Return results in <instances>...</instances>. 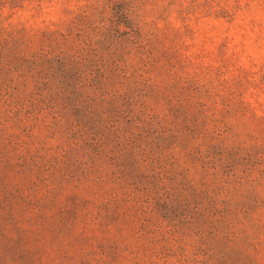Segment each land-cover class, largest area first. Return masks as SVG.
Returning <instances> with one entry per match:
<instances>
[{
	"label": "trees",
	"instance_id": "trees-1",
	"mask_svg": "<svg viewBox=\"0 0 264 264\" xmlns=\"http://www.w3.org/2000/svg\"><path fill=\"white\" fill-rule=\"evenodd\" d=\"M116 1L57 10L54 0H0L1 147L17 155V131H42L81 150L84 173L107 164L109 180L135 192L140 232L156 245L184 226L201 243L247 240L259 218L225 120L183 74L188 59L142 40L134 8Z\"/></svg>",
	"mask_w": 264,
	"mask_h": 264
},
{
	"label": "rangeland",
	"instance_id": "rangeland-1",
	"mask_svg": "<svg viewBox=\"0 0 264 264\" xmlns=\"http://www.w3.org/2000/svg\"><path fill=\"white\" fill-rule=\"evenodd\" d=\"M114 1L54 0V6ZM116 2L134 8L142 40L175 47L168 53L188 59L183 74L225 120L229 148L232 155L240 152L244 190L250 191L244 202L259 222L248 228L247 240L231 245L201 243L186 226L177 240L156 245L140 232L146 214L132 199L135 192L127 181L109 180L107 164L84 173L82 151L42 131H17L20 146L16 138L10 144L15 155L1 147L0 132V264H264V0ZM158 219L149 215L147 223Z\"/></svg>",
	"mask_w": 264,
	"mask_h": 264
}]
</instances>
